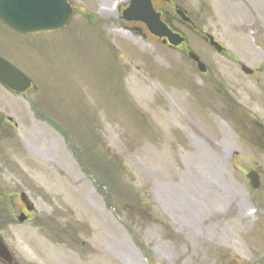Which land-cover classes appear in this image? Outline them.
I'll list each match as a JSON object with an SVG mask.
<instances>
[{"label":"rangeland","instance_id":"1","mask_svg":"<svg viewBox=\"0 0 264 264\" xmlns=\"http://www.w3.org/2000/svg\"><path fill=\"white\" fill-rule=\"evenodd\" d=\"M87 1L92 20L59 34L0 23V55L34 83L25 96L0 84V233L17 261L264 264V0H187L231 54L187 32L209 74L121 19L126 0ZM21 191L37 210L25 223Z\"/></svg>","mask_w":264,"mask_h":264},{"label":"water","instance_id":"2","mask_svg":"<svg viewBox=\"0 0 264 264\" xmlns=\"http://www.w3.org/2000/svg\"><path fill=\"white\" fill-rule=\"evenodd\" d=\"M71 13L72 10L66 0H0V19L14 30L25 34L59 30L67 25ZM178 13L182 19L190 20L182 11L178 10ZM160 16L161 14L155 11L151 0H132L122 14L126 20L144 22L153 35L159 38L166 37L171 45L177 46L182 43L184 38L179 33L173 32ZM207 39L218 51H222L223 47L212 36L207 35ZM188 55L197 62L201 71H206L205 65L194 52L190 51ZM242 69L246 73L252 72L244 65ZM0 81L17 92H24L31 87L30 78L1 57ZM247 176L252 187L258 188L260 185L258 173L251 170ZM21 198L28 210H32V203L27 195L22 193ZM24 219V215L19 217L20 221ZM0 259L8 264H14V256L1 236Z\"/></svg>","mask_w":264,"mask_h":264},{"label":"flooded vegetation","instance_id":"3","mask_svg":"<svg viewBox=\"0 0 264 264\" xmlns=\"http://www.w3.org/2000/svg\"><path fill=\"white\" fill-rule=\"evenodd\" d=\"M69 1H71V0H69ZM128 2L126 1L123 4H125V3L128 4ZM152 2H153V5L155 6V8L162 13V18L164 20H166L172 27L178 29L179 31H181L184 34L186 32H190L196 38L202 39V41H204L203 40L204 38L202 35V29L200 28V26L198 24H196V27H194V26L190 25L189 23H185V22L181 21V19L176 15V12H175L177 8H182V7L184 8L186 6V3L192 2L191 0H188V2H187V0H170V1L152 0ZM200 2H202L203 5L207 3L206 0H203V1L201 0ZM72 5L74 8H76V6L73 3H72ZM205 43H207V42H205ZM166 46L170 47L168 44ZM170 48L177 50V51H188V41H186L185 43L181 44L178 47H170ZM220 55H223V56L228 55V52H225V53L223 52ZM255 73H257V71H255L254 74ZM34 212H35V210L28 211L25 208V206L22 209H20V213H24L26 215V222L30 221V217ZM0 264H6V263H4L3 261L0 260Z\"/></svg>","mask_w":264,"mask_h":264},{"label":"bare ground","instance_id":"4","mask_svg":"<svg viewBox=\"0 0 264 264\" xmlns=\"http://www.w3.org/2000/svg\"><path fill=\"white\" fill-rule=\"evenodd\" d=\"M101 5V11H102V13H106V12H110V9H109V7L110 6H108L105 2H103V3H101L100 4ZM193 135V138H194V141L196 142V141H198V139H196V134H192ZM31 151H32V149H30ZM63 160H65L66 162L68 161V157H67V155L64 153L63 154ZM157 170H158V172L157 171H155V173H156V176L154 177L157 181H165V176H166V172L165 171H163L160 167H158L157 166ZM68 171H69V174L73 177V176H75L76 174H77V170L75 169V168H72V167H70V168H68ZM166 191H168V190H170V188H169V185H167V188L165 189ZM159 191L157 190V193H158ZM79 193L80 194H84V192H81V191H79ZM90 192H88L87 194H86V198H87V196H88V198H90ZM175 194H177V192L175 193ZM94 205H96L95 203H93ZM241 211L242 212H248V211H250V205L249 206H246L245 208L243 207V206H241ZM250 213V212H249ZM235 229V228H234ZM232 238H234V237H232ZM234 239H236V241H237V243L239 244V247H241V240H239L238 238H236V236H235V238ZM126 262L127 263H129V264H140V261L138 260V258H136L135 256H131V257H127L126 258Z\"/></svg>","mask_w":264,"mask_h":264},{"label":"trees","instance_id":"5","mask_svg":"<svg viewBox=\"0 0 264 264\" xmlns=\"http://www.w3.org/2000/svg\"><path fill=\"white\" fill-rule=\"evenodd\" d=\"M106 193V192H105ZM106 196H107V200H108V203H111L112 199H111V196L109 194L106 193ZM110 196V197H109Z\"/></svg>","mask_w":264,"mask_h":264}]
</instances>
